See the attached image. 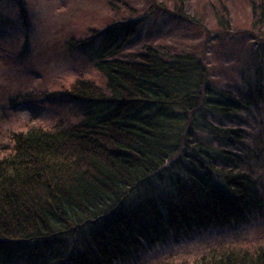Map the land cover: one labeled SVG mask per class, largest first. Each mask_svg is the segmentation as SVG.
<instances>
[{"label": "trees", "instance_id": "trees-1", "mask_svg": "<svg viewBox=\"0 0 264 264\" xmlns=\"http://www.w3.org/2000/svg\"><path fill=\"white\" fill-rule=\"evenodd\" d=\"M17 5L26 27L24 1ZM256 7L264 18V0ZM143 23L111 22L92 33L103 84L78 78L64 90L80 106L77 123L11 135L0 157V264H114L171 236L245 224L264 208V188L240 161L259 151L240 127L215 123L260 103L261 73L252 91L236 94L187 52L145 46L117 57ZM181 264H264V241L211 247Z\"/></svg>", "mask_w": 264, "mask_h": 264}, {"label": "rangeland", "instance_id": "rangeland-1", "mask_svg": "<svg viewBox=\"0 0 264 264\" xmlns=\"http://www.w3.org/2000/svg\"><path fill=\"white\" fill-rule=\"evenodd\" d=\"M26 27L17 0H0V157L11 135L30 127L77 123L80 106L65 94L75 79L103 84L92 59L94 31L111 22L144 18L136 37L117 55L126 59L145 46L187 52L202 58L211 80L236 94L252 91L255 72L262 75L263 98L238 120L216 124L246 131L245 144L259 155L240 161L264 188V18L252 6L258 0H23ZM227 10L228 30L223 31ZM245 31L251 35H243ZM91 39L71 48L66 42ZM258 144V146H257ZM235 152V151H234ZM264 241V208L248 222L223 229L171 236L162 244L144 245L114 264L186 263L211 247L248 248ZM10 264H29L17 259Z\"/></svg>", "mask_w": 264, "mask_h": 264}]
</instances>
